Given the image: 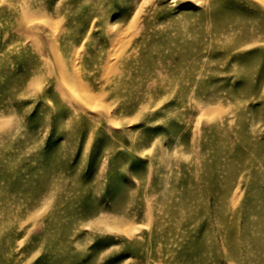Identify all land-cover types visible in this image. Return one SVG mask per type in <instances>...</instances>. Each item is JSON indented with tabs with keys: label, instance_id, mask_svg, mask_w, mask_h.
<instances>
[{
	"label": "rangeland",
	"instance_id": "374dc122",
	"mask_svg": "<svg viewBox=\"0 0 264 264\" xmlns=\"http://www.w3.org/2000/svg\"><path fill=\"white\" fill-rule=\"evenodd\" d=\"M0 264H264V0H0Z\"/></svg>",
	"mask_w": 264,
	"mask_h": 264
},
{
	"label": "bare ground",
	"instance_id": "6f19581e",
	"mask_svg": "<svg viewBox=\"0 0 264 264\" xmlns=\"http://www.w3.org/2000/svg\"><path fill=\"white\" fill-rule=\"evenodd\" d=\"M124 6V5H123Z\"/></svg>",
	"mask_w": 264,
	"mask_h": 264
}]
</instances>
